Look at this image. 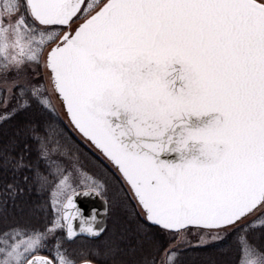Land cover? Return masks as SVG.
I'll return each mask as SVG.
<instances>
[{
  "label": "snow or ice",
  "instance_id": "obj_1",
  "mask_svg": "<svg viewBox=\"0 0 264 264\" xmlns=\"http://www.w3.org/2000/svg\"><path fill=\"white\" fill-rule=\"evenodd\" d=\"M193 249L264 264V0H0V264Z\"/></svg>",
  "mask_w": 264,
  "mask_h": 264
},
{
  "label": "trees",
  "instance_id": "obj_2",
  "mask_svg": "<svg viewBox=\"0 0 264 264\" xmlns=\"http://www.w3.org/2000/svg\"><path fill=\"white\" fill-rule=\"evenodd\" d=\"M81 163H83L84 167L89 172L95 173L97 178L101 180H109V176L95 166V158L93 153L85 152L84 156L81 158ZM89 243L90 241L86 239H82L81 241H78V244H82L85 248L88 246ZM202 257H203V253L200 250L197 249L190 250L183 257L184 264H201Z\"/></svg>",
  "mask_w": 264,
  "mask_h": 264
},
{
  "label": "water",
  "instance_id": "obj_3",
  "mask_svg": "<svg viewBox=\"0 0 264 264\" xmlns=\"http://www.w3.org/2000/svg\"><path fill=\"white\" fill-rule=\"evenodd\" d=\"M77 202L79 204V207L84 210L85 216H90L91 209L93 208H101L102 201L99 198H92V197H78ZM102 211V209H101ZM74 227H79V219L74 220Z\"/></svg>",
  "mask_w": 264,
  "mask_h": 264
},
{
  "label": "rangeland",
  "instance_id": "obj_4",
  "mask_svg": "<svg viewBox=\"0 0 264 264\" xmlns=\"http://www.w3.org/2000/svg\"><path fill=\"white\" fill-rule=\"evenodd\" d=\"M61 119H63V115H61Z\"/></svg>",
  "mask_w": 264,
  "mask_h": 264
}]
</instances>
